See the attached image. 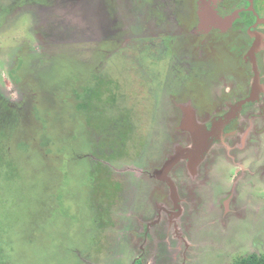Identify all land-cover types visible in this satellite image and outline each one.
<instances>
[{
  "label": "rangeland",
  "instance_id": "rangeland-1",
  "mask_svg": "<svg viewBox=\"0 0 264 264\" xmlns=\"http://www.w3.org/2000/svg\"><path fill=\"white\" fill-rule=\"evenodd\" d=\"M254 4L262 24L253 33L264 43V0ZM202 8L201 0H0V179L21 189L25 211L16 221L25 217L20 224L26 227L29 212L42 217L44 193L52 189L40 175L58 183L49 169L58 159L48 155L41 170L35 164L44 160L43 146L19 147L35 125L59 142L79 133L75 147L87 155L69 146L73 161L59 177L67 178L74 198L66 206L86 209L89 231L66 232V247L59 243L21 264L264 259V139L257 142L255 128L244 126L252 122H243L249 114L253 125L261 122L264 49L256 53V100L202 145L210 124L231 111L224 94L236 82L234 68L246 73L243 57L232 52L230 27L228 35L200 37ZM26 13L34 39L5 45L2 37ZM252 22L239 25L244 34ZM247 40L252 46L255 37ZM30 100L32 112L39 109L35 121L28 117ZM247 133L256 150L250 160L237 154ZM15 211L4 213V224ZM12 230L17 237L19 229Z\"/></svg>",
  "mask_w": 264,
  "mask_h": 264
},
{
  "label": "trees",
  "instance_id": "trees-1",
  "mask_svg": "<svg viewBox=\"0 0 264 264\" xmlns=\"http://www.w3.org/2000/svg\"><path fill=\"white\" fill-rule=\"evenodd\" d=\"M33 103L31 100L29 102V107H31V111H28V117L32 119L33 121L36 120L38 116V111L37 114L33 111ZM52 112H49L47 114L50 116ZM39 117L42 120L48 121L47 124L52 120H48L45 118H42L40 115ZM39 122V121H38ZM40 123V122H39ZM37 126V129H35V132L30 134L29 137L25 140V143H22L19 145L25 146L27 148L28 152L31 151L32 148L37 147V148H42V152H40L41 157L44 160H40L38 163L35 165L40 167L41 170H43L44 166L46 163L49 164L48 160L49 159L47 156L49 155L51 158H56L58 159V163L62 167L65 159L69 160V146L73 142L72 139H69L72 135H68L67 141H56L55 139H52L48 134H46L47 131L43 132L40 134L41 126L44 127V125H35ZM74 136V135H73ZM51 138V139H49ZM43 141V143L40 142ZM14 150H15V145ZM25 151V150H24ZM67 162V161H66ZM58 165H50L49 164V169L55 171V167ZM50 172V171H49ZM56 178V172L52 173ZM43 176L41 177L42 181H46V185L48 190L52 191H47L44 196L43 200V207H44V213L42 217L36 216L35 218L32 219L34 215L29 212L27 216V223L26 227L25 225L22 226L20 224L23 222L22 218L19 221H16L17 218L21 215H24V206L19 203V199L21 197V192L18 186L12 185L9 181V183H3L2 180L0 179V264H21L25 262V259H35L39 255H41L42 250H54V248H57V244H59V241L57 240L56 235L58 234L56 231H63L64 229L69 230L70 232H75L79 229L80 225L79 222L76 219L75 214L73 211H71L70 208L66 206V203H63V200L65 198H69L72 195L70 193V190L66 187L67 181L66 179H63V181L59 182L60 185H52L48 181L51 179V176H45V175H40ZM58 181V179L56 180ZM49 183V185H48ZM10 184V186H9ZM65 189V190H64ZM26 195L28 196V193L26 192ZM18 203V204H15ZM14 208L15 213H17L15 216H13L12 220H9L10 224H4L3 223V216L4 213L10 208ZM58 218V220H57ZM18 228V236L15 237V233L13 232L12 229ZM8 239L10 240L9 243L5 240ZM240 264H264V259L259 258V257H246L240 260Z\"/></svg>",
  "mask_w": 264,
  "mask_h": 264
},
{
  "label": "flooded vegetation",
  "instance_id": "flooded-vegetation-1",
  "mask_svg": "<svg viewBox=\"0 0 264 264\" xmlns=\"http://www.w3.org/2000/svg\"><path fill=\"white\" fill-rule=\"evenodd\" d=\"M202 5H203V13H202V17H201V34L200 37H206L207 35H209L211 32H215L219 35H228L227 33H224V31L230 29L231 32H229V34H231V38L233 40V49L232 52L238 56H242L243 57V68L245 70V74L241 73V66H238V68H234V81L231 83V90H229L228 93H226L225 90V94H224V98L226 97L227 102L231 101V111L229 112V114L226 115V118L223 117L222 121L215 123V124H210V129H209V134L206 136H203V138L200 137V139H202L201 143L202 145H204V142L206 140V138L211 134L213 135V130L214 129H221L223 127H226V125H229L231 123V125H233L235 122L234 119L237 116H240L243 109L247 106H249L251 103H253L256 100V91H257V87H258V80H259V76H258V68H257V63H256V53L260 50V49H264V43H260L261 42V35L253 33V30L260 24H262L261 19L258 17L256 11H255V4H254V0H242L239 1V4L236 3V0H201ZM237 4V5H236ZM227 6H230L231 9L229 11V8L227 9ZM205 8V10H204ZM253 20V24H250L248 26V28L246 29V34H244L242 32V28L239 26L240 24H243L249 20ZM229 21V24H226V22ZM230 27V28H229ZM247 35V37H245ZM249 36H253L255 37V41L253 42V45H250V42H248L247 38H249ZM249 46L252 48L248 49V53H249V59L246 58L244 56V47ZM244 46V47H243ZM235 58V57H234ZM232 67V66H231ZM192 73V72H191ZM253 73V82L252 84L249 83V77L250 74ZM195 76L193 75L192 78H194ZM240 82V83H237ZM248 88V89H247ZM246 90H248V97H246L245 93ZM239 98L236 100V98ZM197 98L198 95H197ZM192 102L191 99H188V103ZM225 101V100H224ZM226 103V102H225ZM257 114L259 115V120L261 122H258L259 125H253L255 123V121H253V119H255L254 117H252L251 114H249L248 119L243 120L244 121H249V123L252 124L251 125H244L245 127H250L251 132H253L252 130H254L253 128H255V133H256V137H257V142L259 143H263V139H264V97L261 100V106L259 107ZM231 115V116H230ZM242 122V121H241ZM242 126V127H244ZM244 127V128H245ZM247 129V128H246ZM235 130V129H233ZM231 129V140L234 141L236 136H238L237 131H233ZM247 132V130H246ZM250 132V130H249ZM250 132V133H251ZM80 138V134L77 133L74 135V139L73 142L70 144L71 146L75 147L77 141ZM245 142L244 140L242 141L241 145L243 147L244 150H241L237 153L240 154L241 153L244 155L245 157L248 158L249 160L251 158L256 157V150H252L251 147L253 146L252 140H251V136H248V133L245 135ZM247 140V142H246ZM82 142V141H81ZM82 144V143H81ZM235 145V143H234ZM244 145L245 148H244ZM78 147H75V150H78ZM187 151V150H186ZM205 151V150H204ZM79 154L80 157H86V154H82L81 152H79V150L76 152ZM193 156L198 155L199 153L196 151H193ZM202 153V152H200ZM200 155V154H199ZM67 161V162H66ZM70 161H73L72 159L69 158V160L64 161V163H68ZM252 163V162H251ZM63 164L62 167H60V164L58 166L55 167L56 170V176L58 179V183L63 181V179H61L59 177L60 175V169L64 167ZM260 167L264 168L263 164H260ZM69 170V168H68ZM70 172V171H69ZM172 187V186H171ZM173 190V189H172ZM174 192V191H173ZM73 197V194L71 195ZM74 198H65L63 200V203H71V201ZM176 199L174 200V204L176 205ZM69 208V207H68ZM71 211H73V213H76V219L79 222V229L74 232V233H78L79 235H86L87 231H89V227H87V222H88V216L86 213V209H84V211H82V209H80L79 207L75 208L73 206L70 207ZM77 211H76V210ZM172 213V211L170 212V214ZM58 220V218H57ZM155 221L147 224L145 226V231L148 230V228H150L151 226H154ZM61 234H57V235H61V237L57 238V240L59 241V243H63L64 239H63V234L67 233H71L69 230L64 229ZM59 233V232H58ZM73 233V232H72ZM67 245H65L64 243L61 245V248L66 247ZM140 256H137V261L140 262Z\"/></svg>",
  "mask_w": 264,
  "mask_h": 264
},
{
  "label": "clouds",
  "instance_id": "clouds-1",
  "mask_svg": "<svg viewBox=\"0 0 264 264\" xmlns=\"http://www.w3.org/2000/svg\"><path fill=\"white\" fill-rule=\"evenodd\" d=\"M33 27V20L30 14H23L20 16L9 29V31L2 37L5 45L12 44L14 41L34 39L31 29ZM9 37H12L10 40Z\"/></svg>",
  "mask_w": 264,
  "mask_h": 264
},
{
  "label": "water",
  "instance_id": "water-1",
  "mask_svg": "<svg viewBox=\"0 0 264 264\" xmlns=\"http://www.w3.org/2000/svg\"><path fill=\"white\" fill-rule=\"evenodd\" d=\"M226 24H229V21H227ZM230 116H231V115H230ZM184 152H185V151H184ZM179 159H180V156L178 157L177 160H175L174 162H172L169 166H172L173 164H175L177 161H179ZM169 166H168V167H169ZM168 167H167V168H168Z\"/></svg>",
  "mask_w": 264,
  "mask_h": 264
}]
</instances>
